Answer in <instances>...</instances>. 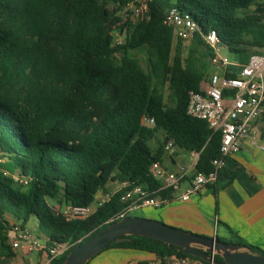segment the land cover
<instances>
[{
	"label": "trees",
	"instance_id": "16d2710c",
	"mask_svg": "<svg viewBox=\"0 0 264 264\" xmlns=\"http://www.w3.org/2000/svg\"><path fill=\"white\" fill-rule=\"evenodd\" d=\"M127 1L0 0V257L13 254L6 230L33 218L46 246L69 244L49 262L62 264L73 247L117 221L108 219L123 204L117 192L82 219L54 207L88 205L111 182L170 195L150 172L168 141L198 153L195 171H209L219 155L221 131L186 112L189 91L200 89L211 65L204 35L214 30L241 64L264 53V0H146L142 18L124 19L111 4ZM170 9L197 26L187 46L163 23ZM113 30L122 43L113 44ZM134 50L144 53L145 67ZM110 247L150 252L162 264L172 256L205 262L144 236Z\"/></svg>",
	"mask_w": 264,
	"mask_h": 264
},
{
	"label": "built area",
	"instance_id": "2783aa9c",
	"mask_svg": "<svg viewBox=\"0 0 264 264\" xmlns=\"http://www.w3.org/2000/svg\"><path fill=\"white\" fill-rule=\"evenodd\" d=\"M118 6V13L123 18H142L147 10L146 0H130ZM124 18V19H126ZM163 23L172 27L174 36L182 43L190 42L197 31V26L191 17L170 9L163 18ZM113 44L123 42V34L117 30L112 31ZM205 42L211 47L212 55L210 64L224 69L231 63L227 54L222 52L218 45V38L214 30H209L204 35ZM264 53H251L247 61L240 64L235 76H226V71L213 72L207 85L199 90H190L186 112L191 117L204 119L208 127L221 131V143L219 155L211 160L212 168L207 171H195L190 173L185 167H179L176 171L167 170L159 161H153L150 166L152 176L160 179L161 188L170 189V195L166 197L154 196L141 185H129L127 180L114 181L108 186L99 189L91 203L85 206H67L62 212L66 219H82L89 216L97 208L108 202L111 197L120 192V202L123 207L114 213L108 220L114 221L129 216L130 212L142 206L161 207L172 200L175 192L181 188V183L186 181V186L179 192L181 201L189 199L191 194L198 193L210 184L217 181L219 171L226 164L227 158L239 150L240 143L249 132L251 122L263 113L264 101ZM224 90H232L225 96ZM153 123V119H145ZM165 150L172 155L174 146L168 141ZM20 183L26 184L27 179L21 178ZM58 206V205H56ZM57 210V209H56ZM60 211V210H59ZM6 239L12 248L23 247L30 251L33 247L40 250L42 257L49 264L51 259L69 247L68 243L46 246L37 242L31 229L12 224L6 230ZM34 264V263H30ZM40 264V263H39ZM137 264H162L158 258ZM165 264H213L192 260L187 256H172Z\"/></svg>",
	"mask_w": 264,
	"mask_h": 264
},
{
	"label": "crops",
	"instance_id": "0c3cea01",
	"mask_svg": "<svg viewBox=\"0 0 264 264\" xmlns=\"http://www.w3.org/2000/svg\"><path fill=\"white\" fill-rule=\"evenodd\" d=\"M222 52L226 54L225 49ZM230 60L231 63L224 69L210 65L209 73L201 81L200 88L207 85L210 75L215 71L237 73L241 63L234 58ZM262 105L264 108V101ZM197 156L195 151L174 147L172 155L164 149L161 163L169 171L185 167L192 173ZM223 169L226 173L220 172L215 183L191 194L186 201L178 198L179 192L187 184L183 181L181 189L166 204L163 218L181 228L212 235L223 241L241 240L259 248L264 254V110L251 122L239 150L227 158ZM234 171L237 173L227 181L226 174ZM174 202L177 204L174 205ZM26 227L31 229L38 243L44 244V239L37 235L34 219L29 220ZM12 251L11 256L0 257L4 262L1 264H48L36 247L30 251H25L23 247L12 248ZM31 255L35 256L34 260L29 259ZM155 258L156 255L150 252L110 247L100 251L86 264H137Z\"/></svg>",
	"mask_w": 264,
	"mask_h": 264
},
{
	"label": "water",
	"instance_id": "95a60500",
	"mask_svg": "<svg viewBox=\"0 0 264 264\" xmlns=\"http://www.w3.org/2000/svg\"><path fill=\"white\" fill-rule=\"evenodd\" d=\"M132 235L159 239L169 247L176 246L183 253L213 264H264V254L252 252L244 243L195 234L160 220L135 215L118 219L77 244L67 253L62 264H86L112 242L128 240ZM214 254L222 259H214Z\"/></svg>",
	"mask_w": 264,
	"mask_h": 264
},
{
	"label": "rangeland",
	"instance_id": "374dc122",
	"mask_svg": "<svg viewBox=\"0 0 264 264\" xmlns=\"http://www.w3.org/2000/svg\"><path fill=\"white\" fill-rule=\"evenodd\" d=\"M124 18H126L124 16ZM183 45L187 46L188 45V42H184ZM133 54L140 60L141 64L145 67V55L142 51L140 50H134L133 51ZM226 54L228 55L229 58H234V56L228 52H226ZM167 94V90H165V95ZM163 132L160 131L159 134H158V138H161V134ZM153 148H156L157 146V141H153V140H150L148 142ZM165 156L166 154L164 155V159H165ZM177 204L176 202H174V205ZM57 205V204H56ZM166 204L161 206V207H153V206H142V207H138L136 209H134L133 211L130 212V216L131 215H135V216H140V217H144V218H148V219H156V220H160L162 222H164L165 224H168L170 226H173V227H177V228H181L177 225H174V224H171V223H168L167 220H165L163 218V215H162V212L164 211V208H166ZM55 209L57 210H60L61 212H65L67 210V206L66 205H58V206H55L54 207ZM33 220L30 219V221ZM181 229H184V228H181ZM184 230H187V231H190L192 233H195V234H199V235H203V236H208V235H204V234H201V233H197V232H194V231H191V230H188V229H184ZM212 235L208 236V237H211ZM253 250H256V251H259L260 249H258L257 247H253ZM16 258V257H15ZM29 259H32L34 260L35 259V256L31 255L29 257ZM1 263H4L3 262V258H0V264Z\"/></svg>",
	"mask_w": 264,
	"mask_h": 264
}]
</instances>
